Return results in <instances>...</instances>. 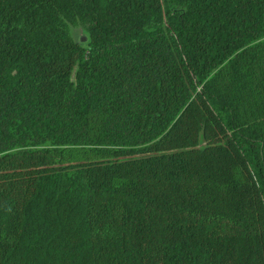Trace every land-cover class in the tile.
<instances>
[{
	"label": "trees",
	"instance_id": "1",
	"mask_svg": "<svg viewBox=\"0 0 264 264\" xmlns=\"http://www.w3.org/2000/svg\"><path fill=\"white\" fill-rule=\"evenodd\" d=\"M0 264H264V0H0Z\"/></svg>",
	"mask_w": 264,
	"mask_h": 264
},
{
	"label": "rangeland",
	"instance_id": "2",
	"mask_svg": "<svg viewBox=\"0 0 264 264\" xmlns=\"http://www.w3.org/2000/svg\"><path fill=\"white\" fill-rule=\"evenodd\" d=\"M74 32H75L76 36H83V35H82V31H81L80 28H75V29H74ZM85 155H86V156H89V155H91V153H90V152H87L86 154H81V155H79V157H85Z\"/></svg>",
	"mask_w": 264,
	"mask_h": 264
}]
</instances>
